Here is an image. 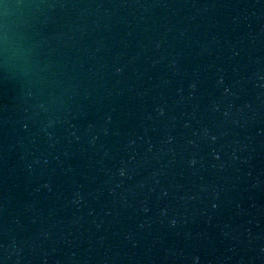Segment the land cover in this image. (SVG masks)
<instances>
[{
	"label": "water",
	"instance_id": "95a60500",
	"mask_svg": "<svg viewBox=\"0 0 264 264\" xmlns=\"http://www.w3.org/2000/svg\"><path fill=\"white\" fill-rule=\"evenodd\" d=\"M0 264H264V0H0Z\"/></svg>",
	"mask_w": 264,
	"mask_h": 264
}]
</instances>
